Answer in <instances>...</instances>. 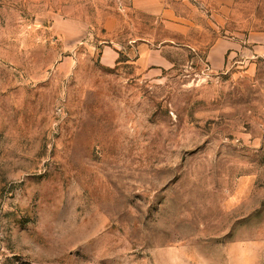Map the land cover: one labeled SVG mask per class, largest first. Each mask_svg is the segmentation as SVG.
I'll return each instance as SVG.
<instances>
[{"label": "rangeland", "instance_id": "1", "mask_svg": "<svg viewBox=\"0 0 264 264\" xmlns=\"http://www.w3.org/2000/svg\"><path fill=\"white\" fill-rule=\"evenodd\" d=\"M190 1L0 0V264H264V54L212 69Z\"/></svg>", "mask_w": 264, "mask_h": 264}, {"label": "crops", "instance_id": "2", "mask_svg": "<svg viewBox=\"0 0 264 264\" xmlns=\"http://www.w3.org/2000/svg\"><path fill=\"white\" fill-rule=\"evenodd\" d=\"M234 0H206L202 5L212 22L224 32L208 47L206 60L212 69L219 70L229 63L248 64L256 55L264 54V30L240 32L229 29L228 23L233 16ZM136 10L153 16H161L169 23L187 22L188 7L197 8L190 0H131ZM105 52L116 58L115 51L108 46ZM237 56L241 58L235 59ZM110 62V61H109ZM108 64V63H107Z\"/></svg>", "mask_w": 264, "mask_h": 264}]
</instances>
